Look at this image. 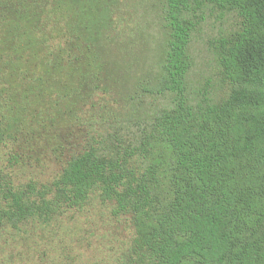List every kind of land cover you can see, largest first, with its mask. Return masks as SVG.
<instances>
[{
  "label": "trees",
  "instance_id": "16d2710c",
  "mask_svg": "<svg viewBox=\"0 0 264 264\" xmlns=\"http://www.w3.org/2000/svg\"><path fill=\"white\" fill-rule=\"evenodd\" d=\"M46 1L50 68L85 62L92 39L79 49L78 32L61 28L64 5ZM209 9L240 19L214 42L229 84L218 99L193 96L188 82L189 46ZM163 26L164 59L151 88L174 95L173 104L140 132L89 136L50 184L15 187L1 176L0 223L47 220L98 191L134 227L121 264H264V0H165Z\"/></svg>",
  "mask_w": 264,
  "mask_h": 264
},
{
  "label": "rangeland",
  "instance_id": "374dc122",
  "mask_svg": "<svg viewBox=\"0 0 264 264\" xmlns=\"http://www.w3.org/2000/svg\"><path fill=\"white\" fill-rule=\"evenodd\" d=\"M57 1L66 13L61 28L78 32L79 49L89 39L94 46L85 62L51 69L48 29L41 26L47 1L0 0V177L15 187L50 184L83 140L99 132H140L174 101L151 88L164 59L165 0ZM202 16L189 46V90L218 99L229 84L214 42L240 19L214 9ZM5 202L0 194V208ZM114 207L95 191L84 205L64 206L47 220L4 221L0 264H121L135 235L130 216L114 214Z\"/></svg>",
  "mask_w": 264,
  "mask_h": 264
}]
</instances>
